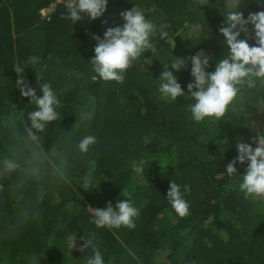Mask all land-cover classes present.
Masks as SVG:
<instances>
[{"label": "trees", "instance_id": "1", "mask_svg": "<svg viewBox=\"0 0 264 264\" xmlns=\"http://www.w3.org/2000/svg\"><path fill=\"white\" fill-rule=\"evenodd\" d=\"M52 1L0 0V164L6 166L0 171V264H87L94 249L104 264H264V197L240 190L248 162H237L232 176L226 171L238 156L237 143L253 146L254 131L257 139L264 136V114L258 117L264 81L252 77V86L237 85L215 123L192 119L190 61L174 71L185 96L168 101L159 92V77L176 57L203 51L210 58L206 71H215L228 54L219 29L236 2L108 0L102 17L73 23L62 18L68 16L64 3L41 15ZM240 2L245 18L264 11V0ZM135 6L156 28L153 48L133 62L122 83L104 81L91 63L93 36L103 39L107 28L122 27L120 14ZM161 30L175 47L161 40ZM247 42L258 46L254 33ZM15 66L23 71L17 74ZM19 77L37 96L49 83L60 100L58 118L43 131L32 126L29 113L38 109L22 96ZM226 132L238 139L221 140ZM87 135L97 142L83 153L79 143ZM170 181L189 204L186 217L167 200ZM125 199L139 210L133 229L92 222L93 209ZM69 235L80 247L81 237L92 244L83 252L69 248Z\"/></svg>", "mask_w": 264, "mask_h": 264}, {"label": "clouds", "instance_id": "2", "mask_svg": "<svg viewBox=\"0 0 264 264\" xmlns=\"http://www.w3.org/2000/svg\"><path fill=\"white\" fill-rule=\"evenodd\" d=\"M239 3L237 0L232 5V10L225 17L226 26L221 25L219 29L224 37L223 42L228 46V54L226 58L217 62L214 72L206 71L210 58L200 51L188 59L176 57L170 67H164L165 70L159 77L161 80L159 92L162 98L175 101L177 97L185 96V93L174 71L186 68L188 62H191V76L194 80L187 85V95L195 100V103L190 106V112L192 119L196 122L204 121L205 118H211L213 123L220 121L237 96L239 91L237 85L247 80L249 86H252L254 83L252 77L261 78L264 81V11L250 13L245 18L242 12L237 11ZM107 4L108 0H68L66 5L68 16L62 18L71 19L73 23L85 16L95 20L104 15ZM120 15L125 21L122 27L107 28L103 39L93 36L97 44L94 48L95 56L91 59L93 70L99 78L117 83L123 82L124 73L134 61L153 48L150 38L156 32L154 24L146 19L144 13L136 6ZM104 23L106 24L107 21ZM249 25H252L251 29ZM242 33L245 39L239 38ZM253 33L258 46L250 47L247 39L252 38ZM160 38L175 47V41L169 37L167 31L161 30ZM37 59L35 56L31 57L30 63L35 64ZM15 71L18 74L23 69L15 66ZM16 83L22 96L29 97L30 103L37 106L38 110L29 113L32 126L43 131L48 122L58 118L59 113L56 109L60 105V100L49 83L40 85L41 96H37L36 90L28 86L24 77H19ZM96 142L95 136L87 135L81 139L79 148L81 152L87 153ZM253 142L257 144L255 149L249 143H237L238 156L228 163L226 171L229 176H232L237 173L234 166L237 162L241 164L248 162L243 182L239 185L240 190L246 196L264 197V136L259 135V139ZM8 166L15 167L12 164ZM184 192H190L188 186H184ZM124 195L128 194L124 193ZM167 200L181 218L189 215V204L183 198L180 186L171 181ZM138 215L139 210L125 199L119 200L115 208L111 202H108L104 209H93L92 222L98 228L118 229L124 226L133 229L134 218ZM81 239L84 243L79 250L83 252L92 244V241L85 240L83 237ZM67 245L69 248L76 247L75 235L67 237ZM87 264H104L101 252L94 249V256L88 259Z\"/></svg>", "mask_w": 264, "mask_h": 264}, {"label": "rangeland", "instance_id": "3", "mask_svg": "<svg viewBox=\"0 0 264 264\" xmlns=\"http://www.w3.org/2000/svg\"><path fill=\"white\" fill-rule=\"evenodd\" d=\"M230 1H232V2H237V0H230ZM239 2H240V0H239ZM240 3H241V2H240ZM240 3H239V4H240ZM262 114H264V113H263L262 111L259 110L258 117H262ZM256 133H257V132L254 131V133H253V135H252V138H251L252 143H254V142H253L254 140H258V139L256 138V137H257ZM219 138H221V140H229V141H230V140L234 141V140L238 139V137H237L236 135H233V134L230 133V132L222 133L221 135H219ZM252 147H253V149H255V148L257 147V144L254 143ZM2 169H6V166L0 164V171H1ZM91 208L93 209V207H91ZM79 247H80V244H79L78 242H76V247H74V248H79ZM72 249H73V248H72Z\"/></svg>", "mask_w": 264, "mask_h": 264}, {"label": "built area", "instance_id": "4", "mask_svg": "<svg viewBox=\"0 0 264 264\" xmlns=\"http://www.w3.org/2000/svg\"><path fill=\"white\" fill-rule=\"evenodd\" d=\"M57 3H64L67 5L68 0H54V1H52L50 4L44 6L40 9L41 15L43 17L47 16L54 9V7L56 6Z\"/></svg>", "mask_w": 264, "mask_h": 264}]
</instances>
